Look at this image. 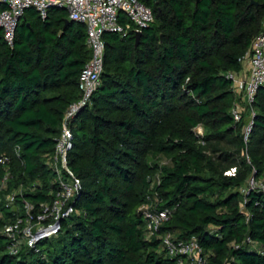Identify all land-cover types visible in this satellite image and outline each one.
I'll list each match as a JSON object with an SVG mask.
<instances>
[{"label":"trees","instance_id":"1","mask_svg":"<svg viewBox=\"0 0 264 264\" xmlns=\"http://www.w3.org/2000/svg\"><path fill=\"white\" fill-rule=\"evenodd\" d=\"M141 1L154 21L138 45L133 32L104 34L100 85L69 123L75 212L17 254L5 227L25 217V203L36 221L57 197L51 161L91 49L86 24L66 23L59 7L46 18L27 8L12 46L0 28V156L10 159L0 163V264H178L162 244L168 231L197 239L209 264H264V192L249 187L264 177V84L236 122L226 76L245 68L264 0ZM155 192L170 215L149 236L141 207Z\"/></svg>","mask_w":264,"mask_h":264},{"label":"built area","instance_id":"2","mask_svg":"<svg viewBox=\"0 0 264 264\" xmlns=\"http://www.w3.org/2000/svg\"><path fill=\"white\" fill-rule=\"evenodd\" d=\"M6 8L0 12V28L3 29L4 38L9 45L15 41L16 29L25 10L35 7L43 18L47 17L51 7H59L68 11L70 20L83 22L87 26V43L91 49V58L83 67L80 75L79 87L81 96L72 103L67 110L62 132L57 140L56 151L51 164L59 174L60 190L51 203L40 205L37 220H33V208L30 203H25V217L18 218L15 222L5 227V232L11 239L9 251L17 254L22 246L34 247L40 239L51 237L58 233L61 221L75 212L71 200L79 192L81 181L68 165V153L73 146V133L70 120L82 107L87 105L94 91L101 82L104 71L106 42L104 34L118 32L123 36L130 32L136 34L154 21L155 15L152 8L141 0H0ZM124 14L128 21L121 22L120 16ZM246 66L242 71H230L226 74L232 81L235 101L231 113L236 122L242 120L246 106L251 105L258 89L264 84V30L253 39L250 49L243 57ZM254 110L250 112V121L243 128L244 139L248 140L253 127ZM196 135L202 138L205 128L202 124L195 128ZM202 141V140H201ZM0 163L9 164L7 155L0 156ZM8 177L6 175L5 179ZM250 189H260L264 192V177L260 181L251 179ZM243 191H247L243 189ZM8 200L14 203L15 196L9 195ZM160 198L155 192L150 201L145 203L141 210L146 218V230L149 236L158 233L161 226L168 220V209H160ZM162 244L171 257H178V264H209L208 254L205 253L197 239H177L171 232L161 235ZM251 242L250 239H247ZM254 247L261 248L258 243Z\"/></svg>","mask_w":264,"mask_h":264},{"label":"water","instance_id":"3","mask_svg":"<svg viewBox=\"0 0 264 264\" xmlns=\"http://www.w3.org/2000/svg\"><path fill=\"white\" fill-rule=\"evenodd\" d=\"M200 0H197V2H199ZM254 1H252L251 3H253ZM70 21V19H68L67 21H66V23L67 22H69ZM142 33L143 32H137L136 34H135V38H136V45H138L139 44V42H140V40H141V37H142Z\"/></svg>","mask_w":264,"mask_h":264},{"label":"rangeland","instance_id":"4","mask_svg":"<svg viewBox=\"0 0 264 264\" xmlns=\"http://www.w3.org/2000/svg\"><path fill=\"white\" fill-rule=\"evenodd\" d=\"M264 26V25H263ZM234 171V169L231 171V172H233Z\"/></svg>","mask_w":264,"mask_h":264},{"label":"crops","instance_id":"5","mask_svg":"<svg viewBox=\"0 0 264 264\" xmlns=\"http://www.w3.org/2000/svg\"><path fill=\"white\" fill-rule=\"evenodd\" d=\"M246 66H248V65H246ZM246 66H245V67H246Z\"/></svg>","mask_w":264,"mask_h":264},{"label":"flooded vegetation","instance_id":"6","mask_svg":"<svg viewBox=\"0 0 264 264\" xmlns=\"http://www.w3.org/2000/svg\"><path fill=\"white\" fill-rule=\"evenodd\" d=\"M156 1V0H155Z\"/></svg>","mask_w":264,"mask_h":264}]
</instances>
